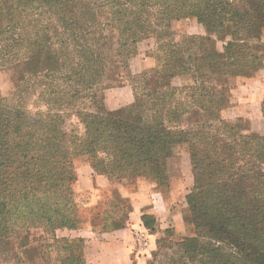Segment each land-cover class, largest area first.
Masks as SVG:
<instances>
[{
    "label": "trees",
    "instance_id": "1",
    "mask_svg": "<svg viewBox=\"0 0 264 264\" xmlns=\"http://www.w3.org/2000/svg\"><path fill=\"white\" fill-rule=\"evenodd\" d=\"M27 2L32 15L20 11L22 1L0 0V70L10 67L19 78L21 106L38 82L49 108L29 121L20 105L0 95V241L41 230L51 239L42 246L55 252V264H84L76 239L57 238L83 228L72 206L74 159L86 157L93 174L110 183L152 178L166 185L167 161L185 145L193 181L183 219L188 235L157 264H264V127L221 116L231 104L226 81L264 66V0ZM80 6L104 14L106 22L86 29L78 24L77 31L71 25L69 44L39 42L24 20L48 7L57 10L58 21H66V12L74 23ZM190 17L206 36L177 41L171 23ZM150 35L155 66L136 75L121 67L133 101L109 110L105 93L111 87L101 84L119 82L110 59L134 56ZM217 38L224 42L221 51ZM56 76L63 81L59 92ZM182 76L190 81L183 89L173 84ZM66 109L79 116L82 136L66 133L60 113ZM261 113L264 118V100ZM119 202L128 200L119 196ZM114 214L104 213L102 230L124 225L123 214L119 221ZM141 220L154 232L152 215Z\"/></svg>",
    "mask_w": 264,
    "mask_h": 264
},
{
    "label": "rangeland",
    "instance_id": "2",
    "mask_svg": "<svg viewBox=\"0 0 264 264\" xmlns=\"http://www.w3.org/2000/svg\"><path fill=\"white\" fill-rule=\"evenodd\" d=\"M23 3L20 5V11H25L27 14H31L32 12H28V2L27 0H19ZM82 3V0H77ZM25 13L22 14V18H25ZM57 10L55 8L49 9L39 8L32 16V18H25V22L29 21L30 31H32L39 42H46L47 45L52 47H56L59 43L65 40L68 44L71 43L69 40V30L72 26H75V30L77 31V25H84V29L87 27H98L99 25L106 22V16L102 13H98L92 9L87 7L80 6L79 10L75 16L74 23L69 20L68 14L65 12L66 21L62 20V22L57 19ZM72 21V20H71ZM172 30L174 32V38L177 41H181L185 37H204L206 36L205 28L199 24L195 18H180L171 23ZM29 31L28 29L26 32ZM38 35L36 36V34ZM45 35L46 38L44 37ZM223 40H226L224 38ZM37 42V41H36ZM224 42L222 39L217 38L215 41V47L218 51L222 50ZM154 47L155 42L152 39V36H146L141 42L136 45V54L132 57L127 58H112L109 62V69L112 71V75L117 77L119 80L116 82H104L101 84V88H105V86L111 87V89H115L120 86V84L127 85L126 77L124 70L121 69L123 66L129 67V71L131 75H136L137 73L146 70L142 69V67L150 65L151 68L147 70H151L155 66V57H154ZM5 70H0V95L2 98L6 99L9 104H13L15 106L20 105L21 111H23L26 115L27 120L32 121L33 119H40L44 116L49 108L45 103L44 97V89L37 82L36 92L33 94L31 98L24 99L23 105L21 106V97L17 90L16 86L19 78L15 77L16 73L11 71L10 67H5ZM146 70V71H147ZM243 75H234L230 77L226 83L228 86L233 87V78H237V76H253L251 71L242 72ZM246 74V75H245ZM54 82V89L56 92H59L63 89V81L58 76ZM232 78V79H231ZM190 81L188 78L182 76L180 78H175L173 80V84L178 88H185L188 86ZM232 101V99H231ZM230 101V103H231ZM231 107V104L230 106ZM228 107V108H229ZM80 108H83L81 105ZM54 111V108H52ZM65 111L63 114L64 120V128L67 134L82 136L84 133V127L79 119V116L71 109L62 110L60 113ZM229 115V114H228ZM230 118H234V116L229 115ZM224 119V118H223ZM237 119V118H236ZM236 119H225L227 121H235ZM243 122L250 128L253 129V126L249 120L242 119ZM258 123V122H257ZM259 126H256L258 129ZM255 129V128H254ZM174 160L171 165V177L174 181V188L170 187V176L168 173V182L166 185H157L156 181L152 178L143 179V178H135L123 185V187L129 193L137 192L139 183H146L148 187H150L149 193L153 192L161 193L165 206H161V209L155 211L159 219L154 217V227L157 225V220L160 223H165L167 219L170 220L169 228L163 230L160 235H158L155 246L154 243L151 246L150 255L148 257V263L154 262L157 264L159 261L165 259V256L172 255L176 250V243L181 241L182 238L187 236L188 234L185 231V235L177 234V230L172 226L175 222H183L187 215V205L186 200L189 197V194L192 190V174L191 167L189 161L187 160L188 153L185 145H181L179 148L175 150ZM74 168L76 172L77 179L73 185L72 190V206L75 210L78 211V215L83 221V227L89 226L92 224L95 230H99L104 222L102 221V215L104 213L110 214L115 213L111 217L117 219L121 216V213L125 217V219L129 218V214L131 212V203L128 200L127 204H121L119 202V196H121L120 191L122 189L121 185L117 183H111V188L109 191H101V192H92L91 195L95 198L94 202H91L89 199V194L83 192V187L85 186V179L88 178V174L90 172V165L88 159L86 157H76L74 159ZM83 182L84 185L81 184ZM117 194V195H113ZM119 195V196H118ZM169 207V208H168ZM168 208V210H166ZM119 221V220H118ZM92 222V223H91ZM176 222V223H177ZM183 225L186 226L183 222ZM78 231V230H77ZM148 231H150L148 229ZM157 231L154 228V232ZM151 232V231H150ZM78 233V232H77ZM73 235V236H72ZM74 238L76 239L74 242V246L76 251L82 253L83 243L82 238L74 234H57V238ZM79 239V240H78ZM48 243L51 242L50 237L46 236L42 233L41 230L30 231L29 233H24L19 237H8L4 240L0 241V264H55V252L46 253L44 247L42 246L45 241ZM200 242L205 243V239L199 238ZM46 243V242H45ZM150 247V248H151ZM147 263V264H148Z\"/></svg>",
    "mask_w": 264,
    "mask_h": 264
},
{
    "label": "crops",
    "instance_id": "3",
    "mask_svg": "<svg viewBox=\"0 0 264 264\" xmlns=\"http://www.w3.org/2000/svg\"><path fill=\"white\" fill-rule=\"evenodd\" d=\"M261 41L264 43V31L261 36ZM151 68L150 65L142 67V69ZM253 76H237L231 78L233 89L231 91V107L225 109L221 116L224 119H244L251 122L253 129L264 127V118L261 113V104L264 100V66L257 71L252 72ZM133 101L132 90L129 85H122L115 89H109L105 93V105L109 110H116L131 104ZM234 118H230L229 115ZM258 122V123H257ZM174 157L167 161V171L170 176V187L174 188V181L171 177V165ZM189 161V156L187 157ZM88 178L85 179L83 192L89 194L91 202L95 201L92 192L109 191L111 183L104 177L94 175L91 167ZM82 185L83 182L80 181ZM121 197L130 200L131 212L129 218L125 219L124 225L121 228H108L95 230L90 224L78 231H63V234L75 237H81L84 256V264H147L148 257L152 245L160 235V233L169 228L170 220L165 223H160L157 220V231L150 232L142 223L141 217L145 214L155 215L159 219L155 211L161 209V206H167L163 200L161 193H149L150 187L146 183H139L137 192L129 193L121 186ZM169 208V207H168ZM168 208L166 210H168ZM158 216V217H157ZM104 216L102 215V221ZM177 222V221H176ZM172 225L177 234L185 235V226L183 222H177ZM155 227V229H156ZM161 231V232H160ZM78 232V233H77ZM138 233H143L149 240V248L141 250L138 243L135 241V236ZM73 236V235H72ZM151 247V248H150Z\"/></svg>",
    "mask_w": 264,
    "mask_h": 264
},
{
    "label": "built area",
    "instance_id": "4",
    "mask_svg": "<svg viewBox=\"0 0 264 264\" xmlns=\"http://www.w3.org/2000/svg\"><path fill=\"white\" fill-rule=\"evenodd\" d=\"M135 241L138 243L139 245V248L141 250H147L149 248V240L147 237L144 236L143 233H138L136 236H135Z\"/></svg>",
    "mask_w": 264,
    "mask_h": 264
}]
</instances>
